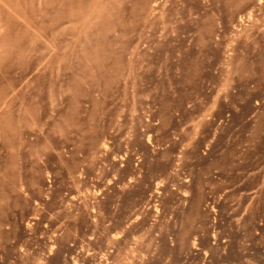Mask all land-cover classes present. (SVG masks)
<instances>
[{"label": "rangeland", "instance_id": "1", "mask_svg": "<svg viewBox=\"0 0 264 264\" xmlns=\"http://www.w3.org/2000/svg\"><path fill=\"white\" fill-rule=\"evenodd\" d=\"M0 264H264V0H0Z\"/></svg>", "mask_w": 264, "mask_h": 264}]
</instances>
